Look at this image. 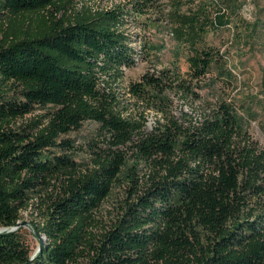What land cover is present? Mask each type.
Listing matches in <instances>:
<instances>
[{
	"label": "trees",
	"instance_id": "16d2710c",
	"mask_svg": "<svg viewBox=\"0 0 264 264\" xmlns=\"http://www.w3.org/2000/svg\"><path fill=\"white\" fill-rule=\"evenodd\" d=\"M75 2L0 0V264H264V146L246 128L249 109L196 90L212 70L234 76L210 34L240 37L244 0H125L97 11ZM153 15L187 70L129 82L136 102L163 114L144 131L143 113L122 115L116 85L137 60L127 17L145 27ZM257 33L264 43V21ZM163 47L146 41L143 56ZM167 91L201 113L173 114ZM86 120L108 137L81 168L56 150ZM124 174L126 196L102 221L97 211ZM26 211L45 238L32 259L22 228L11 229Z\"/></svg>",
	"mask_w": 264,
	"mask_h": 264
},
{
	"label": "rangeland",
	"instance_id": "374dc122",
	"mask_svg": "<svg viewBox=\"0 0 264 264\" xmlns=\"http://www.w3.org/2000/svg\"><path fill=\"white\" fill-rule=\"evenodd\" d=\"M124 2L125 0H80L78 3H82L81 7L92 5L99 10L104 6L109 7L110 4L121 7ZM31 16L32 18L35 17L34 14ZM154 18V15L151 16L150 26L144 27L139 23L138 18L127 17L123 28L130 34V42L137 52V60L132 66L124 68L123 78L116 85L121 106L125 107L122 115L132 113L133 117L138 118L139 113H143L146 119L144 131L151 130L157 119L162 120L163 114L161 111L148 107L145 101L136 102V98L132 97L127 90L129 82L140 80L146 72L159 75L162 69L174 70L175 67H178L179 75L184 78L187 70L184 58L181 55L176 56L175 45L177 44L174 37L167 38L166 32L169 27L167 21L153 20ZM239 18L241 19L239 22L240 37L233 38V29H224L214 36L210 34V39L214 45L223 53L225 66L232 71L234 76L229 81H225L214 78L215 71L212 70L199 82L196 90L203 101L214 103L217 100H232L239 109H249L246 128L259 144L264 146V43L261 42L257 33L259 24L261 25V22L264 21V0H244L239 10ZM146 41L155 46L164 45L161 51L153 52L154 55H157L156 58L143 56L145 52H143L142 45ZM167 92L168 104L173 114L179 116L181 111H185L196 116L201 113V107L197 100L189 102L182 98L179 93ZM47 108L37 106L34 114L45 113ZM107 137L108 135L104 131H100L99 123L86 120L79 129L60 135V138L69 139L71 145L56 151L70 157L74 162L80 163L81 168H84L91 164V147L94 144L97 145L96 147H105ZM120 148L124 149L125 147ZM126 154L127 166L140 169L138 171V175H140L143 171L142 164L134 157L132 150L126 148ZM122 177L116 181L110 195L106 197L97 211V216L102 221H109L116 214L117 203L123 201L126 196L130 178L125 174ZM22 215L19 227L22 228L26 242L33 253L38 247L39 238L31 227L29 212H23Z\"/></svg>",
	"mask_w": 264,
	"mask_h": 264
},
{
	"label": "water",
	"instance_id": "95a60500",
	"mask_svg": "<svg viewBox=\"0 0 264 264\" xmlns=\"http://www.w3.org/2000/svg\"><path fill=\"white\" fill-rule=\"evenodd\" d=\"M20 224H21L20 221H18V222L16 223V225L13 226L11 229H12V230H13V229H16L17 227L20 226ZM4 229H5V228H0V231H2V230H4ZM34 233H35V235L39 238V242H38V247H37L36 250L32 253L30 259H32V258L34 257V255L36 254V252L39 251V250L42 248L43 243H44V239H45L43 235L39 234V232L34 231Z\"/></svg>",
	"mask_w": 264,
	"mask_h": 264
},
{
	"label": "built area",
	"instance_id": "2783aa9c",
	"mask_svg": "<svg viewBox=\"0 0 264 264\" xmlns=\"http://www.w3.org/2000/svg\"><path fill=\"white\" fill-rule=\"evenodd\" d=\"M78 2H80V0H76V2H75V4H76V8H77V9H79V8L81 7V4H82V3L80 4V3H78ZM78 6H79V8H78ZM112 7H114V6H113L112 4H110L109 7H105V6H104V7L99 8V10H101V9H109V8H112ZM81 8H82V7H81ZM81 8H80V9H81ZM89 8L92 9V11H96V10H97V7L92 6V5H91ZM147 16H148V15H147ZM163 21H164V20H163ZM166 34H167V38H171V37H172V33H171V32L167 31ZM100 84L102 85L103 83L101 82Z\"/></svg>",
	"mask_w": 264,
	"mask_h": 264
}]
</instances>
